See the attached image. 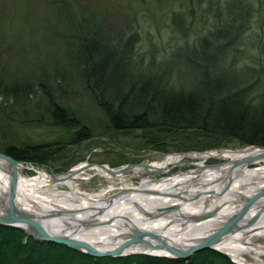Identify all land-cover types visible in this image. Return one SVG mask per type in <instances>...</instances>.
I'll return each instance as SVG.
<instances>
[{
    "label": "rangeland",
    "instance_id": "obj_1",
    "mask_svg": "<svg viewBox=\"0 0 264 264\" xmlns=\"http://www.w3.org/2000/svg\"><path fill=\"white\" fill-rule=\"evenodd\" d=\"M230 13L243 18L233 23ZM239 25L242 27L236 32ZM131 34L135 35L133 51L141 65L123 70L135 74L162 71L173 88L189 89L192 82L198 90L204 78L202 71L208 69L210 75L217 71L215 77L223 84H250L247 99L252 107L264 105V0H0V149L50 143L62 136L50 126L49 100L76 112L94 134L79 146L61 147L55 161L31 163L32 170L18 169L21 178H34L35 171L63 175L79 164L118 170L180 156L165 173L133 175L128 171L117 178H104L87 170L71 181L73 190L101 194L100 199L105 200L138 186L145 178L160 180L192 171L193 164L202 160L190 155L245 148L226 141L224 147L203 152L162 153L144 148L139 131L108 134L105 116L85 90L79 47L83 39L96 37L107 39L111 49L117 47L127 53ZM227 39L230 43L222 51L218 47L216 65L211 67L203 52H214V46L225 45ZM193 49L195 57L190 62L186 56ZM151 60L153 66H147ZM12 86L21 87L19 92L25 93H18L17 101L9 95ZM227 161L218 157L203 162L211 167ZM263 165L259 162L249 168ZM51 189L60 196L68 191L60 185H49L47 190ZM232 206L237 209L240 205ZM242 245L264 246V237L255 236ZM242 258L255 264L248 255ZM259 260L264 263V255Z\"/></svg>",
    "mask_w": 264,
    "mask_h": 264
},
{
    "label": "trees",
    "instance_id": "obj_2",
    "mask_svg": "<svg viewBox=\"0 0 264 264\" xmlns=\"http://www.w3.org/2000/svg\"><path fill=\"white\" fill-rule=\"evenodd\" d=\"M230 15L233 23L243 18L241 14ZM241 27L237 26L236 32ZM128 39L127 53L117 47L114 49L119 51L111 49L105 42L107 39L96 37L83 39L79 47L85 90L105 116L108 134L139 131L144 148L162 153L203 152L224 147L226 141H235L242 147H264V105L252 107L247 99L250 84H223L215 77L217 71L210 75L205 69L199 90L192 82L189 89H175L162 71L149 74L125 71L123 69L141 65L140 57L133 51L135 35L131 34ZM228 43L229 40L225 45L214 46L212 53L203 52L211 67L216 65L218 47L221 46L222 51ZM194 50L186 56L190 62L194 61ZM153 64L151 60L147 66ZM18 88L21 87L9 88V95L16 101L25 94ZM48 104L50 126L63 135L50 143L7 145L0 153L18 162L43 165L55 161L61 147L79 146L94 137L93 130L76 112L52 103V100ZM169 144L174 146L168 148ZM71 165H66L64 170ZM0 264L234 263L211 249L198 252L187 260L148 255L95 258L64 245L37 242L17 228L0 225Z\"/></svg>",
    "mask_w": 264,
    "mask_h": 264
},
{
    "label": "bare ground",
    "instance_id": "obj_3",
    "mask_svg": "<svg viewBox=\"0 0 264 264\" xmlns=\"http://www.w3.org/2000/svg\"><path fill=\"white\" fill-rule=\"evenodd\" d=\"M243 149L198 156L190 155L191 158L198 157L202 160L199 164H193L195 168L192 171L160 180L143 179L138 186L126 189L129 190L128 193L121 192L111 206L97 217L99 222L109 221L111 224L108 226L80 230L76 228L79 221L97 216L98 209L106 207V201L100 199L101 194L85 195L73 190L71 181L79 178L87 170H92L104 178H117L122 175H110L96 165L79 164L71 169L69 174L57 176L55 181L45 173H37V176L31 179L18 177V200L21 207L40 214L45 213V210L76 211L70 218L43 220L42 225L50 233L70 234L100 251H108L119 245L125 235L131 232V226L156 232L165 237L169 243L186 248L211 233L220 222L223 223L230 217L239 208L236 209L232 206L233 204H241L246 197L264 188V165L258 168L235 169H231L229 163L204 166L203 161L210 158L223 157L230 161L258 152L257 148ZM179 160L180 156H167L159 163L148 164V167L150 171L160 169L162 173H165L170 165ZM4 169H6L5 165L0 162V198L5 200L8 176L3 172ZM130 171L133 175H137L144 173V168L135 166ZM228 177L232 178V184L227 191H224ZM49 185L64 186L68 188V191L60 196L53 189L47 190ZM166 194L181 195L186 200L168 198L164 196ZM195 196L199 199L190 200ZM174 205L178 206L177 211H170L162 217L154 218L160 209ZM213 209L219 211L217 217L196 224L192 223L193 217ZM253 213L254 211L250 215ZM255 236L264 237V215L252 228L234 234L216 248L226 253L235 262L246 264L242 256L248 255L255 260V264H259V257L264 255V246L242 245V242L249 244L251 238ZM133 252L136 251L130 250L126 253Z\"/></svg>",
    "mask_w": 264,
    "mask_h": 264
},
{
    "label": "water",
    "instance_id": "obj_4",
    "mask_svg": "<svg viewBox=\"0 0 264 264\" xmlns=\"http://www.w3.org/2000/svg\"><path fill=\"white\" fill-rule=\"evenodd\" d=\"M250 148H257L258 152L251 155H246L245 157H242L240 159L227 161L226 163L230 164L231 169H235L238 167H249L250 165L264 161V147L247 146L243 150ZM222 152H232V151L227 150ZM0 162L5 165L6 169H4L3 172L8 176V188L6 192L7 193L6 199L4 200V198L3 199L0 198V225L17 228L37 242L64 245L82 254L95 258H106V257L119 258V257L131 256V255H148V256L187 260L192 255L198 252L211 249L225 255L234 264H241L239 262L233 261L226 253L219 251L216 248V246L221 244L223 241H226L227 239L231 238L234 234L252 228L256 223H258L261 220L262 216L264 215V188H262L257 192H255L254 194H252L251 196L246 197L241 202V204H239L240 205L239 208L232 215H230V217H228L223 221V224L215 228L211 233L206 234L199 241L195 242L189 247L182 248L180 246H176L172 243H169V241L165 237L160 236L156 232L146 231L138 227L131 226V232L125 235L124 240L119 245L108 251H100L91 244L82 240H78L73 236H70V234L50 233L42 225L43 220H48L53 218H59V219L70 218L71 216H74L76 211L45 210L46 211L45 213L40 214L37 211H33L21 207L20 202L18 200L19 195L17 191L18 177H19L18 166L24 162H18L12 157L3 153H0ZM91 165L93 164H87V166H91ZM96 166H98L101 169H104L105 172L109 173L110 175L124 174L130 171L132 167L135 166L144 168L145 173H162L160 169H154L150 171L148 164H134V165L130 164L118 170H111L105 167L104 165H99V164H96ZM70 171L71 170L64 173L63 175L69 174ZM57 176L59 175L53 172H51L50 174V177L54 181ZM231 184H232V178L228 177L224 187V191H227L230 188ZM122 192L128 193L129 190H124ZM120 193L121 192L113 194L109 196L107 199H105L106 207L103 209L102 208L98 209L97 216L79 221L76 227L78 228L77 230L93 229L101 226H108L109 224H111L109 221L99 222L97 217L101 216L105 212V210L108 209L109 206H111L114 199ZM164 196L178 200L179 199L186 200L185 197L176 194H166ZM193 198L194 199H190V200L199 199V197L196 196ZM178 209L179 208L176 205L160 209L154 218L162 217L165 214L169 213L170 211H177ZM252 211H254V213L250 215ZM218 212L219 211L217 209H213L208 213L193 217L191 221L194 224L204 222L206 220L217 217ZM130 250L136 252L126 253L127 251ZM259 264H264V263L260 262Z\"/></svg>",
    "mask_w": 264,
    "mask_h": 264
},
{
    "label": "built area",
    "instance_id": "obj_5",
    "mask_svg": "<svg viewBox=\"0 0 264 264\" xmlns=\"http://www.w3.org/2000/svg\"><path fill=\"white\" fill-rule=\"evenodd\" d=\"M26 169V170H32L33 169V164H29V163H22V164H20L19 166H18V169ZM35 173H39V172H37V171H35ZM20 177V176H19ZM50 177V176H49Z\"/></svg>",
    "mask_w": 264,
    "mask_h": 264
}]
</instances>
